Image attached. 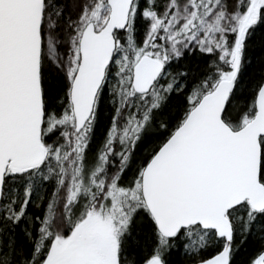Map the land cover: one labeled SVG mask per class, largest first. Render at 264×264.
Wrapping results in <instances>:
<instances>
[{"label": "snow or ice", "instance_id": "snow-or-ice-1", "mask_svg": "<svg viewBox=\"0 0 264 264\" xmlns=\"http://www.w3.org/2000/svg\"><path fill=\"white\" fill-rule=\"evenodd\" d=\"M0 264H264V0H0Z\"/></svg>", "mask_w": 264, "mask_h": 264}]
</instances>
